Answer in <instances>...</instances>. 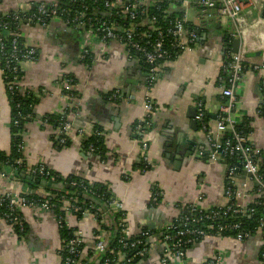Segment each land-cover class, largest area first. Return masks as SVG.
Here are the masks:
<instances>
[{"label": "crops", "instance_id": "crops-1", "mask_svg": "<svg viewBox=\"0 0 264 264\" xmlns=\"http://www.w3.org/2000/svg\"><path fill=\"white\" fill-rule=\"evenodd\" d=\"M49 1L52 0H0V13L27 11L37 3ZM242 3L241 13L251 6L246 1ZM263 8L264 5L259 13L261 21L249 18L244 21L240 13L236 23L212 20L204 26L193 11L196 24L191 23L200 29L196 45L176 59L162 63L147 82L145 67L129 59L122 45L113 43L104 49L96 46L88 66L79 60L82 47L79 32L57 20L46 28L21 25L22 38L37 51L35 61L22 63L19 82L22 91L37 98L34 116L24 124L21 134L27 168L41 164L61 177H75L89 185L104 187L113 199L121 202L131 235L145 228L153 231L148 255L139 264H158L163 250L158 241L159 230L170 225L183 206L194 204L209 209L226 203L228 165L225 161H208L207 133L213 138L222 136L215 128L219 107L224 102L216 79L227 56L225 44L229 40L231 44L237 40L244 55L262 52L259 57L247 58L249 62L259 63L264 58ZM1 74L0 69V151L8 152L10 109ZM67 76L75 81L71 88L75 92L73 97L64 94ZM243 76L235 91L237 102L231 119L245 128L247 142L264 153V120L257 113L263 104L260 82L264 70L253 71L249 66ZM114 91H119V99H110ZM145 98L152 102L154 111L147 138L150 169L141 172L137 165L141 140L146 137L138 135L134 125L143 116ZM198 102L202 103L208 120L207 133L198 125L196 130L190 127V110L196 109ZM59 114H64L71 124L70 144L60 148L55 144L58 129L41 122L45 116ZM95 126L101 131L100 156L81 146ZM201 152L207 155V160L199 156ZM237 179L242 180L243 176L240 174ZM153 189L160 192L161 200L152 208L149 203ZM0 192L20 195L33 191L12 177L0 176ZM199 196L203 197L201 202ZM20 211L28 229L26 236L17 237L10 226L0 221V264H60L54 213L28 208ZM105 218L102 222L107 221ZM67 223L81 232L84 241L79 264H98L101 257L92 253L93 235L101 224L89 217L78 220L75 216L67 217ZM111 242L109 233L108 244ZM263 248L260 235L242 243L231 237L211 236L193 244L186 254L191 264L203 263L218 254L222 257L219 264H259Z\"/></svg>", "mask_w": 264, "mask_h": 264}, {"label": "built area", "instance_id": "built-area-1", "mask_svg": "<svg viewBox=\"0 0 264 264\" xmlns=\"http://www.w3.org/2000/svg\"><path fill=\"white\" fill-rule=\"evenodd\" d=\"M61 1L70 7H59L58 3ZM247 2L253 4L252 0ZM262 4L264 5V0ZM189 8L195 11L196 19L204 26L212 20L227 19L236 23L240 18L243 3L241 0H52L35 4L33 10L36 12L33 15H29V10H19L8 20L0 21V56L4 60V73L12 74L8 87L10 90L16 85L19 87V82L16 81L18 67L37 58L36 49L27 45L21 36V25H38L46 28L52 20H57L79 32L82 45L79 60L82 62L87 58L92 59L96 46L104 49L113 43L122 45L128 58L142 63L149 77H153L162 63L191 51L196 45L197 32L200 29L189 21ZM227 44H230L231 48L230 40ZM230 48L227 47L228 52ZM228 52L216 79L224 102L219 107L215 128L218 134L223 136L227 132L231 137L222 140L207 133L208 161L210 163L225 161L228 165L224 187L226 203L209 209H201L194 204L183 206L179 216L170 225L159 230V233L164 229L167 231L175 229V232L158 235V241L163 247L158 264H191L186 254L188 247L206 237H231L242 243L254 235H260L264 242V213L257 216L253 229H249L243 222V218L255 215L258 207L264 208V202H260V197L264 196V179L260 174L264 153L247 142V139L236 130L237 125L231 119L237 102L235 91L244 77L245 70L249 66L253 71L264 70V58L259 63H252L240 50L236 54ZM70 82L71 80L66 81L67 84ZM260 92L263 109L259 108L257 113L264 120V78L260 82ZM119 98V91H114L110 95V99ZM142 107L143 116L137 121L135 130L138 135L146 137L141 140L139 161V171L145 172L150 167L147 138L152 127L151 115L154 105L145 98ZM204 118L203 105L198 102L195 120L203 131L206 130ZM70 127V122L66 121L58 129V134H64L71 140L68 136ZM96 135L100 134L97 132ZM79 136L84 138L80 131ZM64 140L60 139V143H64ZM86 150L101 155V151L94 144H89ZM199 156H203V152ZM26 171L30 175L54 180L50 170L41 164L27 168ZM240 174L243 176L242 180L237 179ZM0 176L9 177L4 173ZM72 186L81 187L84 192H88L82 182H73ZM30 194L37 198H29ZM92 195L97 201L108 205L112 216L123 212L122 204L117 199L105 200L102 193ZM55 197V194L40 189L20 195L0 192V208L6 209L5 212H0V221L10 226L12 230L16 226L18 231L22 232L25 220L20 210L28 208L51 213L53 208L57 209L56 204H50ZM159 198L160 192L154 189L149 207L158 205ZM202 199V196L198 197L199 202ZM58 205V210L63 216H55L57 228L64 224L66 228L72 229L73 233L61 240L57 255L61 257L63 253L65 254L63 264H79L84 241L81 232L69 226L67 217L75 216L78 220L89 217L102 222L106 213H103L99 206L90 202L86 205L79 202L75 196L67 194L59 197ZM102 223L109 224L106 221ZM117 227V232L110 233L111 236L117 233L116 247L109 246L107 231L99 229L94 232L93 255L101 257L100 264L143 262L150 247V232L141 230L137 238L131 240L133 235L130 234L123 215L118 218ZM221 258L218 254L199 264H219ZM259 264H264V249L259 256Z\"/></svg>", "mask_w": 264, "mask_h": 264}, {"label": "trees", "instance_id": "trees-1", "mask_svg": "<svg viewBox=\"0 0 264 264\" xmlns=\"http://www.w3.org/2000/svg\"><path fill=\"white\" fill-rule=\"evenodd\" d=\"M88 5H90V3H88ZM58 6L61 8H65V7H70L69 4H67L64 1H61L58 3ZM17 11H13V12H9L8 14H1L0 13V21L1 20H8L11 15L15 14ZM35 10H33V8L31 10H29V15H33L35 14ZM92 13H95V11H92ZM100 13V11L98 12ZM35 24V23H33ZM73 30V29H72ZM10 38V36H9ZM7 40V38H6ZM21 42H24L23 39H20ZM7 41L5 42V44L7 45ZM228 42H226L225 46L230 48V44H227ZM232 45V44H231ZM176 59V58H175ZM91 60L90 58H87L85 61H83V64L86 65H90L91 64ZM174 60V59H173ZM0 69H1V77H2V82L6 91V95H7V100H8V105H9V109H10V113H9V117H10V135H11V139H10V148L8 152H4V151H0V174H6V176L12 177L15 180H17L18 182H21L22 184H24L30 191H34V190H42L44 192H48L51 194H55L56 197L54 198V200L50 201V204H56V208H53L54 210L53 213L55 216H63L62 213L58 210V202H59V197L63 194H67V195H72L75 196L79 202L84 203L87 205L88 202L92 203L95 206H99L100 210L103 213H106V218L105 220H107L106 222H109L108 225H106L105 223L99 222L101 224V229H104L105 231L109 232V233H113V232H117L118 231V227H117V221L119 217H122V215L124 216V213H118L115 214V216H112V213L109 211L108 209V205L105 204L104 202H99L97 201L92 193L96 194V193H102L104 194L105 200H112L113 197L107 192V190L104 187H100V186H93V185H89L86 181L82 180V179H78L75 177H61L59 175H57L56 173H54L53 171H50L51 175L54 176V180L51 181L49 179H46L44 177H40L38 175H30L29 173H27V164L26 161L24 159L23 156V152H22V137L21 134L24 130V124L29 120L32 119V117L34 116L33 114V110L34 107L36 105L37 102V98L31 93V92H26V91H22L19 87L14 86L12 90L9 89L8 87V83L12 80V74L11 73H4V60L2 59V56H0ZM16 76H17V80L18 82H20V77L22 76V71H21V67H18V70L16 72ZM65 80H71V82L68 85V88L64 90V94L67 96H75V92L71 89L72 85L75 83L74 79H72V76H67L65 77ZM111 95V94H110ZM109 95V96H110ZM260 109H263V104L260 107ZM72 109L68 108L67 111L68 112H72ZM66 121H68L65 117L64 114H59V115H48L42 118L41 122L44 123H49L50 125L56 127V129H59L63 123H65ZM15 122H17V124H15ZM204 122L205 124H207L208 120L206 118H204ZM198 125V124H197ZM136 126V124L134 125V127ZM198 128H200V130H202L201 126L198 125ZM236 130L238 132L241 133V135H243V137L246 139V132H245V128L243 126H237ZM92 134L90 136H88L86 139H84L81 143V146L83 149L86 150L87 146L89 144H94L99 150H101V134H100V129L98 127H94L92 130ZM99 133L100 135H96V133ZM209 132V130L206 127L205 133ZM230 138L231 135L227 132H225L223 134V136L220 137V139H226V138ZM60 139H65L64 143H60ZM58 144V148L60 147H64V146H68L70 144V139H68L64 134H58V141L55 142V144ZM204 160H207V155L205 153H203V157ZM138 169H140V162L137 165ZM150 169V167L147 169V171ZM260 174L262 175L263 179H264V158L260 164ZM45 182H51L49 186L46 185ZM73 182H82L83 186H85L86 190L88 192H84V190L81 187H76V186H72ZM68 187V188H66ZM154 191V189H153ZM29 198H37L35 195H28ZM161 198V195H160ZM159 198V201L161 200ZM260 202H264V196L260 197ZM6 209L4 207L0 208V212H5ZM256 213L255 215L252 216H247L245 218H243V222L246 224V226L249 229H253L254 224H255V219L257 218V216L259 214L264 213V208H257L256 209ZM14 233L17 237H24L27 234V226L26 223L24 222V229L22 232H19L17 227L14 226L13 227ZM142 230H148L150 232V235L152 234V232L148 229H142ZM175 229H172L170 231H167L166 229H164V231L162 230L159 235L162 234H166V233H174ZM73 230L72 229H68L64 226L61 228H58V236H59V240L61 243V240L66 238L68 236V234H72ZM117 234V233H116ZM113 234L112 235V242L109 244L110 247H116L117 243H116V239H117V235ZM137 235H133L130 239H135L137 238ZM197 243V242H196ZM192 245H190L191 247ZM188 247V249L190 248ZM264 249V248H263ZM263 251V250H262ZM65 257V254L63 253V255L60 258V264H63V259ZM103 258V257H102ZM146 259V257H145ZM101 262V261H100ZM100 262L98 264H100ZM87 264V263H86Z\"/></svg>", "mask_w": 264, "mask_h": 264}, {"label": "water", "instance_id": "water-1", "mask_svg": "<svg viewBox=\"0 0 264 264\" xmlns=\"http://www.w3.org/2000/svg\"><path fill=\"white\" fill-rule=\"evenodd\" d=\"M262 15L264 16V8L262 10ZM199 34V32H197ZM239 42L237 40H233L232 42V47H231V53L233 54H236L238 51H239ZM262 55V52L261 51H258V52H255V53H247L244 55L245 58H252V57H259ZM145 76V80L147 82L148 78H149V75L147 74V72H145L144 74ZM145 80H143V83L145 82ZM195 117H196V109H191L190 110V114H189V119H190V127L193 129V130H196V125H197V122L195 120ZM178 145V144H177ZM190 145L192 146L193 144L190 143ZM187 151L190 152V149L187 148ZM179 161L181 160V157L178 159ZM47 186L50 185V183H46ZM68 188V187H66Z\"/></svg>", "mask_w": 264, "mask_h": 264}, {"label": "rangeland", "instance_id": "rangeland-1", "mask_svg": "<svg viewBox=\"0 0 264 264\" xmlns=\"http://www.w3.org/2000/svg\"><path fill=\"white\" fill-rule=\"evenodd\" d=\"M242 1H248V0H242ZM253 1V4L249 7L246 8L245 12L241 13V17L244 18V21L247 20V18L249 19H254V20H259L261 21V18H260V11H261V8H262V3H263V0H252ZM188 12H189V21L190 22H194V24H196V21L194 20V16H193V9H188ZM239 21V19H238ZM259 39V37H258ZM244 49V46L241 48V50Z\"/></svg>", "mask_w": 264, "mask_h": 264}]
</instances>
